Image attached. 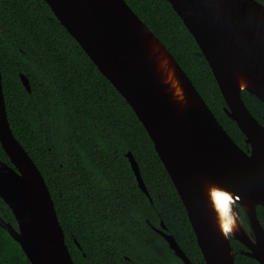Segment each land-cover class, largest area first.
<instances>
[{"label": "trees", "instance_id": "trees-1", "mask_svg": "<svg viewBox=\"0 0 264 264\" xmlns=\"http://www.w3.org/2000/svg\"><path fill=\"white\" fill-rule=\"evenodd\" d=\"M175 56L231 136L245 135L195 38L168 0H126ZM264 3V0H260ZM0 70L15 136L48 184L76 264H185L153 227L163 221L194 264H207L187 210L142 122L46 0H0ZM25 74L29 92L21 80ZM264 123V102L243 91ZM136 158L150 197L127 153ZM0 158L11 164L0 143ZM249 230L243 209L238 205ZM0 215L16 226L0 197ZM264 225V208L258 206ZM235 264H260L231 238ZM0 264H31L0 225Z\"/></svg>", "mask_w": 264, "mask_h": 264}, {"label": "water", "instance_id": "water-1", "mask_svg": "<svg viewBox=\"0 0 264 264\" xmlns=\"http://www.w3.org/2000/svg\"><path fill=\"white\" fill-rule=\"evenodd\" d=\"M195 38L225 99V111L245 135L242 147L226 130L166 45L126 0H46L61 24L132 107L147 130L187 210L207 264H235L231 238L241 253L264 264V123L243 91L264 102V3L260 0H168ZM158 49V51H157ZM167 58L185 101L166 83L159 61ZM30 92V80L21 74ZM0 197L16 226L0 225L31 264H76L42 171L15 136L0 70ZM138 185L152 200L133 153H127ZM236 198L237 223L225 236L212 191ZM238 205L247 218L244 225ZM156 230L185 264H194L161 221Z\"/></svg>", "mask_w": 264, "mask_h": 264}, {"label": "clouds", "instance_id": "clouds-1", "mask_svg": "<svg viewBox=\"0 0 264 264\" xmlns=\"http://www.w3.org/2000/svg\"><path fill=\"white\" fill-rule=\"evenodd\" d=\"M159 67L166 71L165 82L171 83L172 87L175 89L174 95H176L181 101H185L182 89L179 87V82L174 78V70L168 66L167 58L159 61ZM212 196L215 207L220 214L222 232L225 236H229L235 230L237 223L236 214H234L232 211L236 198H234L230 193L219 189H213Z\"/></svg>", "mask_w": 264, "mask_h": 264}, {"label": "flooded vegetation", "instance_id": "flooded-vegetation-1", "mask_svg": "<svg viewBox=\"0 0 264 264\" xmlns=\"http://www.w3.org/2000/svg\"><path fill=\"white\" fill-rule=\"evenodd\" d=\"M155 229H156V227L155 226H153Z\"/></svg>", "mask_w": 264, "mask_h": 264}, {"label": "bare ground", "instance_id": "bare-ground-1", "mask_svg": "<svg viewBox=\"0 0 264 264\" xmlns=\"http://www.w3.org/2000/svg\"><path fill=\"white\" fill-rule=\"evenodd\" d=\"M237 226V225H236Z\"/></svg>", "mask_w": 264, "mask_h": 264}]
</instances>
